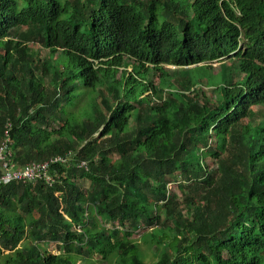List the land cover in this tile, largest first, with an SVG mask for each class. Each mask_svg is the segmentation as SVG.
<instances>
[{
  "label": "trees",
  "instance_id": "obj_1",
  "mask_svg": "<svg viewBox=\"0 0 264 264\" xmlns=\"http://www.w3.org/2000/svg\"><path fill=\"white\" fill-rule=\"evenodd\" d=\"M6 126L0 264H264V0H0Z\"/></svg>",
  "mask_w": 264,
  "mask_h": 264
},
{
  "label": "built area",
  "instance_id": "obj_2",
  "mask_svg": "<svg viewBox=\"0 0 264 264\" xmlns=\"http://www.w3.org/2000/svg\"><path fill=\"white\" fill-rule=\"evenodd\" d=\"M8 126L5 127L4 141L0 144V186L10 183H36L43 182L51 186L55 182V176L49 174V167L54 164H64L70 157L54 156L42 162L27 163L15 166L10 162L8 149ZM79 166L84 167L81 163Z\"/></svg>",
  "mask_w": 264,
  "mask_h": 264
},
{
  "label": "rangeland",
  "instance_id": "obj_3",
  "mask_svg": "<svg viewBox=\"0 0 264 264\" xmlns=\"http://www.w3.org/2000/svg\"><path fill=\"white\" fill-rule=\"evenodd\" d=\"M28 47L33 50V53L35 56V58L38 56L40 58H46L47 57V51L44 50V49H39L38 46L36 44H29ZM212 65V64H211ZM198 66H203V64H200ZM213 68L211 69V72H210V77L207 75V74H202L201 77H202V81L204 82V84H202V86H199L198 89H200V91H202L206 97H208L209 99L213 100L217 97V93H216V88L213 86L216 82H218V76L221 74V69H219V63H213ZM189 68H193V66L189 67ZM164 69L165 71L171 73L173 71H177L179 70L178 67L176 66H164ZM128 71H130V68H128ZM197 72H199L197 69L195 70ZM193 75H198L197 73H193ZM172 78V81L175 80L176 77H171ZM213 78V79H212ZM180 78L176 79V81L174 82V84L176 85V89H179L180 85ZM157 83V78H154V84ZM206 83H209V85H212V86H208L206 85ZM212 159L211 158H206L205 159V163L206 164H209V166H212ZM77 183L82 186L83 188H87L88 186V182L87 181H77ZM173 183H170L168 185L169 188L171 189H174L173 191H175L176 193L177 192V189L175 188V186L172 185ZM150 230V229H149ZM145 233V229H141L139 230L133 237L134 240L136 241H139V237L141 235H143ZM139 247H140V250L142 251L143 253V256H144V264H152L155 262V259L152 257L151 255V251H149V248L146 247L143 243L139 242ZM47 249L51 252H53L54 254L57 253L56 251V248H55V245L54 244H49Z\"/></svg>",
  "mask_w": 264,
  "mask_h": 264
},
{
  "label": "crops",
  "instance_id": "obj_4",
  "mask_svg": "<svg viewBox=\"0 0 264 264\" xmlns=\"http://www.w3.org/2000/svg\"><path fill=\"white\" fill-rule=\"evenodd\" d=\"M53 253V252H52Z\"/></svg>",
  "mask_w": 264,
  "mask_h": 264
}]
</instances>
